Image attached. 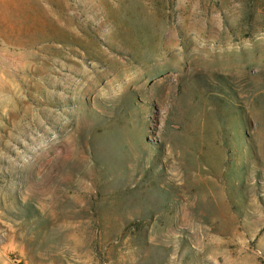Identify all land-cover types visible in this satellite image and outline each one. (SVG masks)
Masks as SVG:
<instances>
[{"label":"rangeland","instance_id":"374dc122","mask_svg":"<svg viewBox=\"0 0 264 264\" xmlns=\"http://www.w3.org/2000/svg\"><path fill=\"white\" fill-rule=\"evenodd\" d=\"M0 264H264V0H0Z\"/></svg>","mask_w":264,"mask_h":264}]
</instances>
